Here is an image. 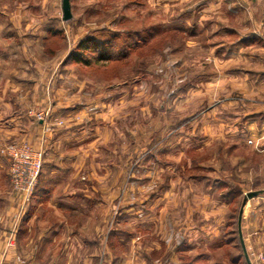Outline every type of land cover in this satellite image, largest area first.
I'll use <instances>...</instances> for the list:
<instances>
[{"label": "rangeland", "instance_id": "374dc122", "mask_svg": "<svg viewBox=\"0 0 264 264\" xmlns=\"http://www.w3.org/2000/svg\"><path fill=\"white\" fill-rule=\"evenodd\" d=\"M63 1L0 0V89H19L3 96L27 128L11 144L54 155L32 198L52 197L48 168L65 167V227L43 264H246L264 0H67V20ZM31 201L19 216L56 222Z\"/></svg>", "mask_w": 264, "mask_h": 264}, {"label": "crops", "instance_id": "0c3cea01", "mask_svg": "<svg viewBox=\"0 0 264 264\" xmlns=\"http://www.w3.org/2000/svg\"><path fill=\"white\" fill-rule=\"evenodd\" d=\"M18 90L17 87H3L0 89V146L20 141L26 128L21 125L20 109L22 107L16 101L3 96L5 93L10 92L15 94ZM28 122L31 124L29 120ZM253 126L252 137L256 159L254 179L258 194L253 198L252 205L250 200L245 204L240 227L246 247L251 249L252 246L248 245L250 239L254 246L260 250L259 253L264 255V102H260L255 109ZM64 140L65 138H58L56 142L50 144L53 147L58 146ZM47 156L50 158L43 160L45 162L44 165L46 162L52 161L51 158L54 155L48 154ZM7 165V159L0 156V261L4 264H21L17 259L27 257L25 256L28 255L26 247H29V258L37 259L39 264H43L42 259L48 261L51 257L50 255L53 254L55 245L61 242L62 231L65 227L63 216L58 213L59 210L65 208V197H55L57 188H64L65 190L63 183L65 167L52 164L48 168L46 180L44 179L45 185L48 186L50 184L52 187L49 192V196L52 197L46 198L44 202L46 203V208L54 210L53 214L55 215L53 217L56 222H53L35 213L28 214L27 217L24 214H21L22 217L18 215L21 209L19 202L12 198ZM40 201L41 199L37 197L32 198L31 206L36 205L37 208L43 206L44 202L41 203ZM248 216L251 218H248ZM33 226L37 227V232L35 233L33 232ZM33 237L36 239L30 244Z\"/></svg>", "mask_w": 264, "mask_h": 264}, {"label": "built area", "instance_id": "2783aa9c", "mask_svg": "<svg viewBox=\"0 0 264 264\" xmlns=\"http://www.w3.org/2000/svg\"><path fill=\"white\" fill-rule=\"evenodd\" d=\"M51 118V114L46 112L45 118ZM38 120H43L37 115ZM55 120V124L62 121ZM49 125L44 127L48 131ZM0 156L7 159V174L11 190L19 200L20 209L31 201L34 194L40 173L43 166V149L34 147L27 143L3 145L0 147ZM21 264L23 262L17 259ZM256 264H264V255L255 257ZM0 264H4L0 261Z\"/></svg>", "mask_w": 264, "mask_h": 264}, {"label": "water", "instance_id": "95a60500", "mask_svg": "<svg viewBox=\"0 0 264 264\" xmlns=\"http://www.w3.org/2000/svg\"><path fill=\"white\" fill-rule=\"evenodd\" d=\"M62 17H63V20H67L71 17L69 2L67 0H64L62 3ZM257 194H258L257 192H248L246 194V197L251 198V197L256 196ZM242 211H243V208L241 207L239 209L238 216H237V233H238V238H239L240 247L242 250L244 261L246 264H251L246 248H245V245H244V242H243L242 234H241L240 224H241Z\"/></svg>", "mask_w": 264, "mask_h": 264}, {"label": "trees", "instance_id": "16d2710c", "mask_svg": "<svg viewBox=\"0 0 264 264\" xmlns=\"http://www.w3.org/2000/svg\"><path fill=\"white\" fill-rule=\"evenodd\" d=\"M59 33H60V32H54V33H53V36H58ZM83 45H84L83 42L79 43V48L86 49V48L88 47L87 45H86V46H83ZM72 58H73V60H75V61L85 62V64H86V63H89V61L80 58L79 55H75V56H73ZM40 174H41V173H40ZM39 177H40V176H39ZM236 258L238 259V256H237ZM192 264H198V263H192Z\"/></svg>", "mask_w": 264, "mask_h": 264}]
</instances>
